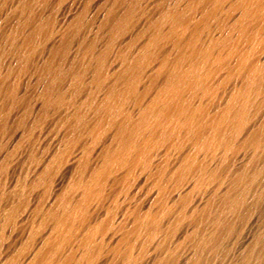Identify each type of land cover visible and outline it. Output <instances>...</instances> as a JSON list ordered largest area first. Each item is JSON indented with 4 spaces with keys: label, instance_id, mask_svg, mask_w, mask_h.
<instances>
[{
    "label": "bare ground",
    "instance_id": "obj_1",
    "mask_svg": "<svg viewBox=\"0 0 264 264\" xmlns=\"http://www.w3.org/2000/svg\"><path fill=\"white\" fill-rule=\"evenodd\" d=\"M0 264H264V0H0Z\"/></svg>",
    "mask_w": 264,
    "mask_h": 264
}]
</instances>
